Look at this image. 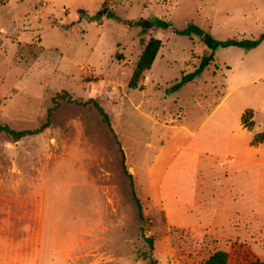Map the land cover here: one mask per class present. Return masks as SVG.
<instances>
[{
    "label": "rangeland",
    "instance_id": "1",
    "mask_svg": "<svg viewBox=\"0 0 264 264\" xmlns=\"http://www.w3.org/2000/svg\"><path fill=\"white\" fill-rule=\"evenodd\" d=\"M190 25L259 37L264 0H0V125L47 124L19 140L0 130V264H206L218 249L264 262V144H250L264 46L213 50ZM150 37L162 47L130 88ZM70 98L96 99L112 129Z\"/></svg>",
    "mask_w": 264,
    "mask_h": 264
},
{
    "label": "trees",
    "instance_id": "2",
    "mask_svg": "<svg viewBox=\"0 0 264 264\" xmlns=\"http://www.w3.org/2000/svg\"><path fill=\"white\" fill-rule=\"evenodd\" d=\"M156 23L159 27H163V28H167L170 25L168 21L163 20V19H158ZM190 28L191 29L187 30L185 33L191 34V32H197L199 35L203 33V29H201L200 27L196 25H190ZM202 39L213 50L219 46L228 47L232 45L240 46L246 49H251L260 44V42L264 39V33L261 36L256 37V38H242V39L228 38L226 40H217L210 33L204 32L202 35ZM161 47H162V40L157 37H150V39L146 43H144L142 52L135 64L133 74L129 81L130 88L136 89L140 87L139 81H140L141 75L145 71H148L152 68L154 61L156 60V57ZM213 59H214L213 56H209L205 58V60H202L195 72L184 74L183 77L171 88V90L173 91L177 90L182 85L192 81L195 77L199 76L206 69V67H208L212 61H214ZM228 68L230 67L228 66ZM70 100L75 103H80L82 105L92 104L93 106H95L97 110L103 115L106 123L112 129L108 113L97 102L96 99L90 98L89 100H85V101H77L76 99L70 98ZM241 120H242V124L246 128H248L249 130H252L255 126L254 110L247 108L245 112L242 114ZM45 127H47V124H43L42 126L36 129H25V130L17 131V130L10 128L8 125H0V130H3L7 132L8 134H10L13 137V139L19 140L20 138L24 136L40 133L44 130ZM263 142H264V130L255 133L251 140L252 145H259L260 143H263ZM128 175L129 177L132 178V174L128 173ZM136 200H137V204L139 207L140 215L143 218L144 214H143L142 204L139 198H136ZM147 240L149 241L150 245L153 246V239L148 237ZM205 262L206 264H227L228 263V252L223 249H218L214 251L212 254H210ZM250 264H264V262L257 260V261L251 262Z\"/></svg>",
    "mask_w": 264,
    "mask_h": 264
},
{
    "label": "crops",
    "instance_id": "3",
    "mask_svg": "<svg viewBox=\"0 0 264 264\" xmlns=\"http://www.w3.org/2000/svg\"><path fill=\"white\" fill-rule=\"evenodd\" d=\"M60 22L61 23H63V22H65V20H60ZM56 26V25H55ZM57 27H59V26H57ZM61 28V27H60ZM63 29V28H62ZM264 46V39L260 42V44L259 45H257L256 47H254V48H257V49H260V48H262ZM254 48H251V49H254ZM251 49H249V50H251ZM251 61V63H252V66H254L255 65V68L256 69H259V68H262V70L264 69V59H261V60H250ZM230 67V66H229ZM227 68H228V66H227ZM230 68H228V70H229ZM253 75V74H252ZM254 76H256V75H254ZM263 76H264V72H263ZM226 98H227V94H226V97L222 100V102L220 103V105L216 108V110L222 105V103L226 100ZM243 127L244 128H246L244 125H243ZM251 144V143H250ZM264 144V142L263 143H260L259 145H252V146H255V148H258L259 149V151H260V149L263 147L262 145ZM264 158V155H262V159Z\"/></svg>",
    "mask_w": 264,
    "mask_h": 264
},
{
    "label": "water",
    "instance_id": "4",
    "mask_svg": "<svg viewBox=\"0 0 264 264\" xmlns=\"http://www.w3.org/2000/svg\"><path fill=\"white\" fill-rule=\"evenodd\" d=\"M88 14L85 13V11L81 10L80 11V19H83V18H88ZM53 24L56 25V26H59L63 29H68L70 27V25L72 24H75V22H72V23H61L59 20L57 19H53ZM146 28L150 27V22L148 20H144L143 23H142Z\"/></svg>",
    "mask_w": 264,
    "mask_h": 264
}]
</instances>
